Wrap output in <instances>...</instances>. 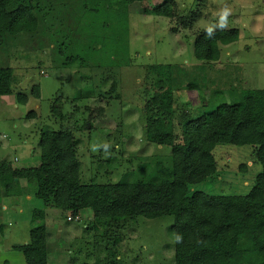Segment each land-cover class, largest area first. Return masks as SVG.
<instances>
[{
  "label": "rangeland",
  "instance_id": "1",
  "mask_svg": "<svg viewBox=\"0 0 264 264\" xmlns=\"http://www.w3.org/2000/svg\"><path fill=\"white\" fill-rule=\"evenodd\" d=\"M24 2L37 17L35 30L0 37V68L13 71L12 94L0 97V163L37 167L40 132L74 126L82 183H113L124 177L149 180L172 161V147L149 142L145 134L144 106L160 78L151 65L172 66L176 140L185 117L199 116L203 103H231L242 90H264V0H230L234 12L228 29L238 28L239 37L220 45V59L210 62L195 58L194 42L220 0H213L206 15V0L133 1L127 6L126 28L118 16L108 17L120 29L109 37V45L98 43L86 28L88 0ZM162 4L174 15L148 12ZM37 85L40 95L34 98ZM20 94L28 97L26 104L17 102ZM59 113L67 116L64 123ZM104 143L110 145L107 152ZM94 145L100 146L97 151ZM257 148L217 145L216 172L191 191L247 194L261 172ZM18 183L26 194L11 200L2 196L0 186V264H9L11 259L3 257L20 251L14 245L29 242V230L41 224L47 231V264L175 260L173 215L98 220L88 208L75 215L50 206L34 198V187L26 180Z\"/></svg>",
  "mask_w": 264,
  "mask_h": 264
},
{
  "label": "trees",
  "instance_id": "2",
  "mask_svg": "<svg viewBox=\"0 0 264 264\" xmlns=\"http://www.w3.org/2000/svg\"><path fill=\"white\" fill-rule=\"evenodd\" d=\"M133 1L139 0H88L86 28L94 33L98 43L109 45V37L120 30L108 22V17L118 16L126 28L127 6ZM148 12L161 17L174 15L165 4ZM36 26L37 17L24 0H0V37L3 33L30 32ZM238 37L236 27L217 31L215 38L208 40L202 31L194 42V56L206 62L219 60L220 45L228 46ZM150 67L160 78L156 91L149 95L144 106L145 134L149 142L172 147L169 167H161L158 175L149 180L124 177L113 183H82L73 135L75 127L62 125L58 131L47 128L40 132L41 161L37 167L22 169L10 162L0 163L2 196L26 194L18 183L22 179L34 187V198L75 215L85 208L98 220L173 215V235L181 234L183 243L174 241L175 260L170 264H264V90H242L231 103L219 102L210 107L209 103H203L199 116L185 117L176 140L172 121V66ZM12 83V68H0V97L12 94ZM39 95L37 85L33 97ZM27 101V96H17L18 103ZM59 118L63 123L67 120L61 113ZM219 144L258 147L256 158L261 172L247 194L191 191L192 186L216 172L213 151ZM46 237V225L41 224L30 229L27 244L14 245L24 255L25 264H47Z\"/></svg>",
  "mask_w": 264,
  "mask_h": 264
},
{
  "label": "clouds",
  "instance_id": "3",
  "mask_svg": "<svg viewBox=\"0 0 264 264\" xmlns=\"http://www.w3.org/2000/svg\"><path fill=\"white\" fill-rule=\"evenodd\" d=\"M213 0H206V7L202 9L204 15L207 13V8L211 6ZM233 6L230 0H220L213 12V19L204 26L205 39H213L217 31H225L229 27V19L233 16ZM100 146L94 145L92 150L97 151ZM105 152H107L110 145L103 144ZM174 241L177 244L183 243V236L179 233L174 235Z\"/></svg>",
  "mask_w": 264,
  "mask_h": 264
},
{
  "label": "crops",
  "instance_id": "4",
  "mask_svg": "<svg viewBox=\"0 0 264 264\" xmlns=\"http://www.w3.org/2000/svg\"><path fill=\"white\" fill-rule=\"evenodd\" d=\"M18 196H20V195H18ZM28 196V195H27ZM8 198H10V200L13 198L12 196H10V197H8ZM27 199H29L30 201H32V198H30V197H27ZM15 207V206H14ZM2 208H5V206L4 205H2ZM19 210H21V209H19ZM81 214V213H80ZM6 220H7V218H3V222H4V224H5V222H6ZM5 233H8L9 232V229L7 230L6 228H5ZM30 231V230H29ZM29 234V233H28ZM24 243H26V242H24ZM23 243V244H24ZM28 243V242H27ZM26 243V244H27ZM10 246H12L13 245V242H11L10 244H9ZM3 258H10L11 260H10V263L9 264H25V257H24V255L22 254V252L21 251H13V253H11V254H6V256L5 257H3Z\"/></svg>",
  "mask_w": 264,
  "mask_h": 264
},
{
  "label": "built area",
  "instance_id": "5",
  "mask_svg": "<svg viewBox=\"0 0 264 264\" xmlns=\"http://www.w3.org/2000/svg\"><path fill=\"white\" fill-rule=\"evenodd\" d=\"M78 218L76 217L75 220H77ZM70 220V219H69Z\"/></svg>",
  "mask_w": 264,
  "mask_h": 264
}]
</instances>
